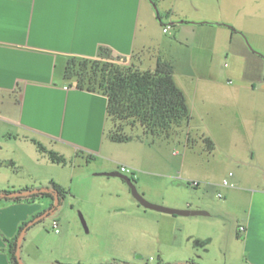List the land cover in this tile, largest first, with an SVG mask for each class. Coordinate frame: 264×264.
I'll return each mask as SVG.
<instances>
[{"label":"crops","instance_id":"crops-1","mask_svg":"<svg viewBox=\"0 0 264 264\" xmlns=\"http://www.w3.org/2000/svg\"><path fill=\"white\" fill-rule=\"evenodd\" d=\"M156 1L0 0V137L8 136L31 144V147L16 148L14 156L9 158L13 165H25L30 170L23 186L0 190H17L25 186L37 189L46 187L43 183L50 180L64 185L56 176H46L44 169L54 163L37 151L31 142L35 139L59 154H62L61 149L52 144L65 145L76 153L82 150L94 154L103 160L101 172L118 171L120 165H128L139 181V192L146 199L178 209H199L203 211L201 215H209L204 206L193 207L182 198L180 179L172 180L170 189L164 188L163 176L166 174L152 165L142 166L133 161L116 165L110 145L106 143V131L111 127L107 119L106 96L80 89L74 84L76 81L64 77L70 57L95 58L103 50L125 63H144L153 69L158 58L156 53L160 50L159 45L154 44L157 40L153 21L158 22L153 12L158 7ZM187 3L245 10L243 15L238 12L237 17L240 15L250 25L260 27V36L251 38L249 43L258 58L256 66L251 69H204L194 88L197 98L189 104L190 119L172 134L183 137L184 149L188 152L197 146L191 143L189 134L199 135L200 145L196 149L201 155L200 180L207 185L223 186L222 180L227 178L229 185L222 187L225 194L217 192L222 195L219 198H225L226 204L229 201L232 205L242 206L238 214L242 222L239 226L245 231L240 232L238 228L232 237L236 241L235 249H225V264H264V0H200L199 3L188 0ZM152 50L154 52L150 53ZM142 53L149 56L141 57ZM204 138L211 139L212 149L205 146ZM125 149L136 158L142 152L140 147ZM135 167L139 170L138 176ZM127 194L125 187H120L117 199L100 197L95 202V207L110 215H128L123 222H114L117 228L157 235L153 223L183 225L189 220L178 219L186 216L147 211L148 208ZM44 209L39 198L12 201L0 197V264H11L8 239L15 237L22 223L33 220L36 215L37 219ZM33 226L23 233V239L32 234ZM90 228L94 229L92 225ZM73 233L72 228L60 223L55 245L47 249L36 246V257L30 245H21L18 255L21 249L25 251L19 262L112 263L105 258H87L85 254L93 250L91 247L74 248L66 241ZM211 240L209 236L206 238L207 247ZM234 256H237L235 261ZM187 261L214 264L210 259L190 257L172 262L160 251L156 252L155 264Z\"/></svg>","mask_w":264,"mask_h":264},{"label":"rangeland","instance_id":"rangeland-1","mask_svg":"<svg viewBox=\"0 0 264 264\" xmlns=\"http://www.w3.org/2000/svg\"><path fill=\"white\" fill-rule=\"evenodd\" d=\"M187 1L185 4V0H157L158 7L154 8V17L158 11L162 24L158 19L157 23L152 21L157 40L154 44H158L160 49L156 54L158 58L171 63L174 81L183 91L190 111L189 104L197 98L194 88L204 69H251L256 66L258 58L249 43L251 38L260 36V27L250 25L240 15L237 17L238 12L243 15L246 13L245 10L236 11L231 7L217 5L200 7L199 4L190 5ZM193 1L199 3L200 0ZM163 24L170 25L166 33L163 32ZM152 52L154 50L150 53ZM140 56L143 57L144 54ZM148 56L149 54L144 57ZM134 65L140 69H150L144 63ZM126 131L141 135L142 140L110 142L106 135V143L110 145L115 164H127L133 161L143 164L142 166L152 165L159 172L166 174L163 176L166 181L162 186L164 188L170 189L172 180L180 179L178 185L182 198L191 202L193 207L204 206L206 211L209 210L207 211L210 212L209 215L198 214L178 218L189 219L183 225L172 222H166L164 225L153 223L154 229L158 230L157 235L136 234L130 229L117 228L114 222H123L128 215H110L107 211L95 207V202L100 197L117 199L120 187H125L128 197L135 200L127 184L118 177L99 175L102 173L99 171L102 158L95 156L94 159L87 160L88 155L91 154L89 152L79 150L76 153L65 145L52 144L53 147L61 149L70 163L64 166L48 164L49 168L44 169V172L48 177L54 175L62 180L63 186L69 190V193L53 211L33 226L32 234H28L27 239L21 240V245L24 247L30 245L32 251L36 252L35 257L38 255L36 246L47 249L55 245L57 236L52 229V221L59 218L61 226H68L74 232L66 241L74 248L82 249L83 245L91 247L92 253L85 256L92 260L105 258L104 260L108 262L120 264H155L156 252L160 251L165 259L172 262H180L190 257L195 260L206 258L212 260L214 264H225L227 256L225 249L233 248L236 243L233 239L234 234L242 223L238 215L242 211V206L232 205L229 201L226 204L225 198L217 196L218 191L225 194L223 186L207 185L200 180L198 165L201 155L197 150L200 145L199 135L189 134L191 143L197 146H193V150L188 152L184 149L183 137L171 134L165 138L143 134L141 128L133 131L126 129ZM24 146L31 147V144L8 136L0 137V188L23 186L22 182L27 180L30 170L25 165H13L9 160L14 156L16 148ZM128 147L142 148L140 156L132 157L125 149ZM135 170V175L138 176L137 167ZM128 176L138 189L139 181L133 173ZM191 180H198L200 183L193 187L190 185ZM48 182L50 181H45L43 184L48 186ZM39 202L47 208L53 201L48 197H39ZM91 225L94 229L90 228ZM86 227L90 229L86 230ZM208 236L212 240L207 247ZM23 250L25 251L21 249L19 258L24 257ZM235 257L237 256L233 257L234 261Z\"/></svg>","mask_w":264,"mask_h":264},{"label":"trees","instance_id":"trees-1","mask_svg":"<svg viewBox=\"0 0 264 264\" xmlns=\"http://www.w3.org/2000/svg\"><path fill=\"white\" fill-rule=\"evenodd\" d=\"M156 18L162 24L159 13H156ZM64 77L66 80L76 81V86L80 89L106 96L107 119L111 123L106 135L111 142H128L133 139L141 141V135L126 131L137 128H141L143 134L168 138L190 119L185 95L173 78V67L170 62L161 58H157L153 69H140L133 62L125 63L103 50L95 58L70 57L64 69ZM31 142L51 163L63 166L70 163L64 155L46 148L39 141L31 139ZM203 142L208 149L213 148L211 139L204 138ZM94 157L91 153L87 160ZM42 188L49 190L22 194L33 190L32 187L25 186L17 190H0V197L12 201H34L39 197H48L53 202L39 213L41 215L46 210L49 213L53 211L69 193L67 188L53 180ZM36 216L33 220L22 223L15 237L8 239L11 264H21L17 255L21 247L20 240L26 230L43 219L36 220ZM55 264L63 263L56 261ZM177 264L197 263L187 261Z\"/></svg>","mask_w":264,"mask_h":264},{"label":"water","instance_id":"water-1","mask_svg":"<svg viewBox=\"0 0 264 264\" xmlns=\"http://www.w3.org/2000/svg\"><path fill=\"white\" fill-rule=\"evenodd\" d=\"M74 84H76V82H74ZM100 174L105 175V176H114V177H118L122 179L127 184L128 188L130 189L132 196L139 202L140 205H142L145 208L168 213V214H173V215H181V216L198 215V214L203 213V211L197 210V209H178V208L165 207V206L153 204L149 202L147 199H145V197L138 191L136 185L134 184V182L128 175L123 174L119 171H108V172H102ZM48 190H49L48 188L33 189V190H30L22 194L47 192ZM48 213H49V210L44 211L36 220L44 218L45 216H47ZM20 239L21 237H19V240ZM17 255H18V252H17ZM18 260H19V257H18Z\"/></svg>","mask_w":264,"mask_h":264},{"label":"built area","instance_id":"built-area-1","mask_svg":"<svg viewBox=\"0 0 264 264\" xmlns=\"http://www.w3.org/2000/svg\"><path fill=\"white\" fill-rule=\"evenodd\" d=\"M163 25H164V26H163V32L166 33V32L170 29V25H165V24H163ZM118 171L121 172V173H123V174H126V175H130V174L133 173L132 169H131L130 167L125 166V165H120V166L118 167ZM228 175H231V173H229ZM198 184H199L198 181H191V182H190V185H191V186H197ZM222 185H223V186H227V185H229V182H228L227 178H225V179L222 180ZM217 196H218V197H221L222 195H221V193H218ZM52 229H53L56 233L59 232V229H60V223H59V220H58V219H54V220L52 221ZM239 231H240V232H244V231H245V228L242 227V226H240V227H239ZM150 259H153V258L150 257Z\"/></svg>","mask_w":264,"mask_h":264}]
</instances>
